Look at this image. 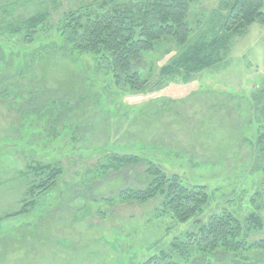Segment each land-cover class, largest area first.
<instances>
[{
  "label": "rangeland",
  "instance_id": "obj_1",
  "mask_svg": "<svg viewBox=\"0 0 264 264\" xmlns=\"http://www.w3.org/2000/svg\"><path fill=\"white\" fill-rule=\"evenodd\" d=\"M107 1L0 0V264H143L223 209L242 227L251 215L261 218L263 229L246 241L264 240V24L224 41L234 0H194L188 43L216 40L215 54L206 50L212 66L186 80L162 76L187 47L163 38L134 64L146 82L135 93L114 86L53 30L34 45L11 33L38 12L56 29L65 12ZM112 155L138 162L105 170ZM36 162L61 167L63 176L31 198L37 178L28 166ZM151 164L206 188L199 216L178 224L161 197L120 202L121 192L147 189ZM33 199L29 212L12 216ZM251 254L219 251L188 264H264Z\"/></svg>",
  "mask_w": 264,
  "mask_h": 264
},
{
  "label": "trees",
  "instance_id": "obj_2",
  "mask_svg": "<svg viewBox=\"0 0 264 264\" xmlns=\"http://www.w3.org/2000/svg\"><path fill=\"white\" fill-rule=\"evenodd\" d=\"M194 0H109L99 9H82L64 13V20L53 29H47L49 21L47 12H38L21 20L11 31L20 35L25 44L34 45L47 36L49 31L57 33L61 41L70 45V50L92 60L103 67L113 85L127 87L131 92H139L146 86L141 74L134 70L145 55L153 52L156 43L163 38L172 39L184 48L167 66L161 69L162 76L181 77L186 80L189 75L208 69L212 66L211 56L207 49H213L216 40L208 45L189 44L186 18ZM263 0H234L223 20L224 41L243 36L244 31L252 24H264ZM33 57V56H32ZM28 61L26 67H31ZM135 157L112 155L109 158L110 168H124L136 164ZM29 173L37 178L36 184L29 188L31 198L49 192L63 176V169L54 165L31 163ZM151 183L144 191L127 190L119 195L120 202L146 203L162 198L164 212H169L176 223H186L199 216L209 202L204 186L183 184L178 175H167L158 165L151 164L147 169ZM36 199L24 205L18 216L29 212L36 206ZM6 219V218H5ZM197 233L178 239L171 245V252H161L149 258L143 264H188L193 257L211 256L223 251L232 256L254 252L264 257V240L247 243L248 234L256 229H263L262 219L251 215L242 227L240 222L227 210L212 216L207 223L200 224ZM244 229V230H243ZM249 244V245H248ZM251 254V255H254ZM178 256V259L175 258Z\"/></svg>",
  "mask_w": 264,
  "mask_h": 264
}]
</instances>
